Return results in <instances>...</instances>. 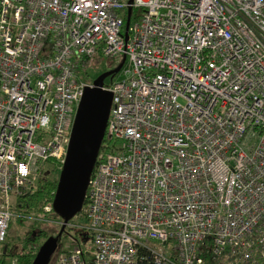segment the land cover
Listing matches in <instances>:
<instances>
[{
	"label": "built area",
	"instance_id": "1",
	"mask_svg": "<svg viewBox=\"0 0 264 264\" xmlns=\"http://www.w3.org/2000/svg\"><path fill=\"white\" fill-rule=\"evenodd\" d=\"M116 55L72 217L90 248L55 264H264V0H0V244L38 165L63 163L80 74Z\"/></svg>",
	"mask_w": 264,
	"mask_h": 264
},
{
	"label": "water",
	"instance_id": "2",
	"mask_svg": "<svg viewBox=\"0 0 264 264\" xmlns=\"http://www.w3.org/2000/svg\"><path fill=\"white\" fill-rule=\"evenodd\" d=\"M128 14L127 8L125 29ZM103 77L104 75L92 81V87L83 90L73 116L64 160L51 200V209L60 218L59 230L55 236L47 237L39 246L30 264L48 262L64 226L82 206L87 180L103 138L110 106V93L100 89Z\"/></svg>",
	"mask_w": 264,
	"mask_h": 264
},
{
	"label": "rangeland",
	"instance_id": "3",
	"mask_svg": "<svg viewBox=\"0 0 264 264\" xmlns=\"http://www.w3.org/2000/svg\"><path fill=\"white\" fill-rule=\"evenodd\" d=\"M123 4L127 3L128 0H121ZM127 12V7L121 8L117 11L120 17H124ZM143 12L140 7L131 10V15L129 19V24L133 20L138 21L139 17L142 16ZM128 68L127 62L123 59L121 55H116L113 58H102L96 57L88 61V66L84 69V72L80 74V78L86 82H92L103 76L102 84L107 85L112 81L120 79L123 77V71ZM110 72V74H108ZM38 143H45V139H37ZM43 174L57 175L59 170H56V166L52 164L49 160L47 163H43L40 167ZM42 218V220H41ZM38 218L34 214L27 215L21 224L12 221L10 228L8 229V236L11 242L17 245H21V241L27 234L29 226L34 221H42L40 228L46 231L45 236L38 238L36 241L30 242V248L36 252L38 247L44 242L47 237H53L57 234L58 228L60 227V218L53 214H47L45 217ZM11 222V221H10ZM87 225L86 220L83 218H71L68 220L67 224L64 226L63 231L56 242V249L51 257V259L46 264H55L57 253L64 249H70L74 246H79L83 249L90 248V239L86 236V230L83 228ZM37 231V230H36ZM38 235V232H34L33 236ZM2 247L0 246V253ZM13 258L6 257L4 259L5 263H9ZM16 263V262H15Z\"/></svg>",
	"mask_w": 264,
	"mask_h": 264
},
{
	"label": "trees",
	"instance_id": "4",
	"mask_svg": "<svg viewBox=\"0 0 264 264\" xmlns=\"http://www.w3.org/2000/svg\"><path fill=\"white\" fill-rule=\"evenodd\" d=\"M125 19L126 16L123 17V23L125 22ZM100 148L101 145L99 146L98 151H100ZM48 161L49 160H47V162ZM52 164L55 165L54 162H52ZM41 165L42 164L38 165L34 171L35 180L14 198L10 207L14 217L9 223V228L12 221L21 224L24 218H26L29 214H34L38 218L45 217L47 214L55 215L51 209V200L58 176L52 175L51 173L43 174L40 169ZM56 170H59L57 166ZM82 204H84V201ZM45 206L50 207L48 212L43 210ZM42 223V221H34L29 226L24 240L20 242L21 245L11 242L8 234H6L4 241L0 244L2 247L0 253V264H8L4 262L6 257L11 259L13 258L16 264H30L35 255L34 251L30 248V242L36 241L38 238H41L46 234V231L40 228V224ZM34 232H38V235L36 234V236H33Z\"/></svg>",
	"mask_w": 264,
	"mask_h": 264
},
{
	"label": "flooded vegetation",
	"instance_id": "5",
	"mask_svg": "<svg viewBox=\"0 0 264 264\" xmlns=\"http://www.w3.org/2000/svg\"><path fill=\"white\" fill-rule=\"evenodd\" d=\"M46 239H47V238H46ZM46 239H45V240H46ZM45 240H44V241H45ZM56 242H57V240H56ZM38 248H39V247H38ZM55 249H56V245H55L54 249L52 250V252L50 253L48 261L51 259V257H52V255H53ZM37 250H38V249H37ZM37 250H36V252H37ZM36 252H35V254H36Z\"/></svg>",
	"mask_w": 264,
	"mask_h": 264
}]
</instances>
